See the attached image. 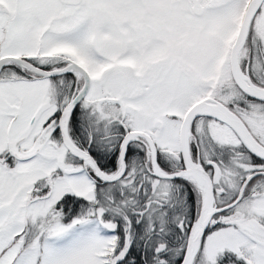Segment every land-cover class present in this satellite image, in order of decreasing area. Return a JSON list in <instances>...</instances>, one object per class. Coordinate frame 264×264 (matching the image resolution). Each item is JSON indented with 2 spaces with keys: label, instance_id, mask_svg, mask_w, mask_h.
<instances>
[{
  "label": "snow or ice",
  "instance_id": "6c2138e0",
  "mask_svg": "<svg viewBox=\"0 0 264 264\" xmlns=\"http://www.w3.org/2000/svg\"><path fill=\"white\" fill-rule=\"evenodd\" d=\"M0 264H264V0H0Z\"/></svg>",
  "mask_w": 264,
  "mask_h": 264
}]
</instances>
